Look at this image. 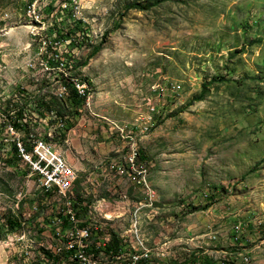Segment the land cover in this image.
I'll use <instances>...</instances> for the list:
<instances>
[{
	"label": "rangeland",
	"instance_id": "obj_1",
	"mask_svg": "<svg viewBox=\"0 0 264 264\" xmlns=\"http://www.w3.org/2000/svg\"><path fill=\"white\" fill-rule=\"evenodd\" d=\"M29 1L0 0V156H10L16 140L29 151L39 138L78 178L97 179L70 195L45 193L15 155L0 169V230L10 215L20 227L0 232V264H72L65 246L80 224L73 210L86 200L95 224L90 196L113 197L99 178L112 180L108 164L135 152L144 194L155 203L136 204L124 232L135 210L140 228L141 214L156 213L168 219L166 230L151 223L146 236L183 239L191 227L210 226L220 248L242 239L248 264H264V0H33L40 18L27 12ZM73 21L83 30L76 43L66 35ZM53 31L66 36L59 48L75 55L74 82L88 93L77 110L62 111V127L47 123L44 109L41 116L21 104L55 98V88L43 85L68 76V63L41 66L34 78L15 68L39 56L47 45L41 37ZM13 122L20 130L6 135ZM120 127L123 139L111 131Z\"/></svg>",
	"mask_w": 264,
	"mask_h": 264
},
{
	"label": "built area",
	"instance_id": "obj_2",
	"mask_svg": "<svg viewBox=\"0 0 264 264\" xmlns=\"http://www.w3.org/2000/svg\"><path fill=\"white\" fill-rule=\"evenodd\" d=\"M28 5L27 12H35L40 17L38 8L33 6V0L29 1ZM61 37L66 36L57 31H53L49 36L46 35L43 39H47V45L42 47L41 54L34 56L33 61L27 63L26 66L18 65L15 67L20 72L34 78L37 75H42L40 66L60 69V63H70V71H67L69 80H49L46 85H43L44 88H55L53 92L55 93V101L51 102L57 104L60 110L58 112L52 109L43 117L48 118L47 123L51 120H58V127H62V122L66 119V115L62 111L70 109L68 105L72 107L71 109L77 110L82 98L79 85L74 82V73L79 64H73L75 55L72 52L59 48ZM19 54L15 53L14 58L17 59ZM9 94L13 96V101H16L14 100L16 93L6 94L8 99L12 101V97L8 96ZM71 100H75L76 103L73 104ZM38 101L48 102V99L45 100V97L39 96L34 102L24 100L29 105L39 103ZM34 110H37L41 115L40 109ZM8 127L9 129L5 132L6 135L20 130L19 124L18 128L13 127V125ZM111 131L123 139L124 130L121 127L111 128ZM29 136L32 137L30 134ZM13 146L15 147V155L36 174L40 190L45 193L70 195L75 186H92L97 179L78 178L76 170L69 166L65 160L64 162H57L58 154L39 138L32 142L29 151L22 140H16ZM136 157L137 153H132L128 155L126 163L116 164L113 161L112 164H108L109 170L113 169L116 173V176L111 175L110 179L112 180L109 182L108 178H99L102 179V189L107 186L113 189V197L98 199L90 196L91 199H96L97 222L95 224H90V220L86 217V200L78 203L79 211H81L78 215L80 224L77 230H74L75 234H69V241L65 246L68 250L65 255L66 260L72 264H170L172 260H181V264H225V260H232V264H243V257L249 256L244 241L241 239L242 248H246V256H238V249L236 256H226L227 248H218V233L210 230V226H206L201 233L195 232L194 228L191 227L194 232L189 229L183 239L160 240L158 236L151 238V236L143 234V227L148 229L151 223H157L159 231H165L168 222L166 216H156V213H153L141 214L140 229L124 232V223H129V212L133 211L136 204L155 203L154 199L145 197L144 171H135L137 168ZM127 190H131V194H127ZM132 190H135L136 193L133 194ZM82 198L84 197L82 196ZM66 214L69 215V219L73 220L74 215L71 214L70 210H67ZM74 238H78V240L74 241ZM92 239L95 242H90ZM209 247L218 248L216 257L207 256Z\"/></svg>",
	"mask_w": 264,
	"mask_h": 264
},
{
	"label": "trees",
	"instance_id": "obj_3",
	"mask_svg": "<svg viewBox=\"0 0 264 264\" xmlns=\"http://www.w3.org/2000/svg\"><path fill=\"white\" fill-rule=\"evenodd\" d=\"M76 23L77 22H72V26H71V29H69V31L67 32V36L71 38L72 41H74V43H76V34H83V30L81 28H78L76 26ZM98 48L97 47H93L92 48V53H95V51L97 50ZM67 71H70V63L67 64V68H66V72ZM58 74H60V72H58ZM75 77V76H74ZM57 78V77H55ZM58 80H69V75L68 76H64V73H63V76H61L60 79ZM83 100V99H81ZM51 101H55V98L54 97H49L48 98V102H43V101H38L39 103H35L33 104V109H40V113L42 112V110L44 109L45 110V113H48L49 111L52 110V108H56V110L59 112V108H58V105L51 102ZM71 102L74 104L76 103L75 100H71ZM5 110H8L9 112L12 111V110H15V106H16V103L10 101V100H6L5 102ZM27 104V102H24L22 104V106H25ZM42 116V115H41ZM13 127L15 128H18V124H16L15 122L12 123ZM2 134V131L0 129V135ZM11 150L13 153L10 154V156H5V158H1L0 156V169H3L5 168L6 166H11L12 165V161H14V157H15V147L12 146L11 147ZM82 200H79V202H81ZM90 204V203H88ZM74 211V215L75 216H78L81 211H79V204L78 206H76L75 210ZM1 227H4V231H1V233H5V232H15V231H18L19 230V220L17 219L16 216L14 215H10L8 216L6 219H5V222L2 223V226ZM45 254L47 252H44ZM48 257V255H46Z\"/></svg>",
	"mask_w": 264,
	"mask_h": 264
},
{
	"label": "bare ground",
	"instance_id": "obj_4",
	"mask_svg": "<svg viewBox=\"0 0 264 264\" xmlns=\"http://www.w3.org/2000/svg\"><path fill=\"white\" fill-rule=\"evenodd\" d=\"M41 38H43V37H41ZM73 63H74V60H73ZM61 66L65 67V65L60 63V69H61ZM46 70L47 71H53L55 69H52L50 66H46ZM40 73H41V66H40ZM77 83H78V81H77ZM84 87L85 86H83V85H79V88H80V91L82 94L81 99H84L86 94H88ZM57 162H64V159L61 156L57 155ZM143 185H144V189L147 188V182L144 178H143ZM145 196L147 199H152V197L150 195H145ZM152 205H153V203H145V206H152ZM86 209H87V203H86ZM87 210H86V217H87ZM137 214H138V210H135L134 213L132 214V225H131V230H130L131 232H132V229H139L140 228V224L138 223L139 221L137 222V219H136ZM87 219H88V217H87ZM217 241H218V234H217ZM218 244H219V242L217 243V246H218ZM218 248H220V246H218ZM218 248L217 247H209L207 249V256L216 257L218 255ZM237 249H238V256H246V249L242 248V242H241V240H238V239H234V242L230 243L229 248L226 249V256H236L237 255ZM249 253L247 251V254H249ZM249 261H251L250 260V254L248 257H243V264H248ZM170 264H181V260H172ZM225 264H232V260H225Z\"/></svg>",
	"mask_w": 264,
	"mask_h": 264
}]
</instances>
